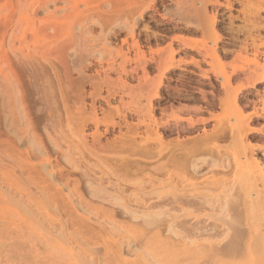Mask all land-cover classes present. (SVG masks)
Masks as SVG:
<instances>
[{
    "label": "rangeland",
    "instance_id": "374dc122",
    "mask_svg": "<svg viewBox=\"0 0 264 264\" xmlns=\"http://www.w3.org/2000/svg\"><path fill=\"white\" fill-rule=\"evenodd\" d=\"M29 1L28 0H26V1H24V0H16V1L15 0H0V54L2 53L1 51L4 50V48L6 50L7 49L6 47H8V48L11 47V42L13 40L16 41V42L14 41L15 46H13V49H15V51H18L15 53H17L18 56L22 52L24 53V54L22 53V55H20L21 57L19 56L20 57V59H19L18 56H14L16 54H14L11 51H8L9 49L6 50V51H8V54H7L8 58L7 59H9L8 60L9 64L6 62L7 64L5 63L4 65L2 64V63H4L2 61V58L4 59L5 56L1 57V55H0V102L2 101L1 102L2 107H1V103H0V170H2V171H0L1 172L0 176L1 175L3 176V174H4V176L5 175L12 176L11 178L15 179L14 181L17 180L16 182H18V183H19V180H23L25 178V177H23V179L22 178L20 179L19 173L21 172L20 170H22V169H19L20 167L18 166L19 165L18 161H20L21 158L24 159L26 152L30 153V150L27 147L28 145L25 143L26 139H27V135H25L24 133L27 134L28 131H32L34 133L35 137L37 139L41 140L42 143H44L43 145H45V147L48 148V151H45V153H44L45 155L42 158L50 160V163H51L50 167L53 168L52 172H54L56 174L55 175L53 173L54 177H55L54 179L56 180L55 183L58 184V182H59L57 180V178L59 176L58 174L66 175V173H67V175H68V172H70L69 175H70L71 179H72V177H73V179L72 180L69 179V181H72V183H73L74 182L73 180L75 179L79 182V186L82 189L81 192L84 194V195L82 194L84 196V201L87 200V201L91 202V200H92V202H91L92 205H94L95 203H96L95 205H101L102 204L101 200L96 201L97 199L95 200L94 198H92V199L88 198L89 195L86 194V193H88V191L84 185V181L86 180V178L83 177V175L79 171H77V172H72L71 170L69 171L70 167L68 168L69 165L67 166L68 163L66 160L64 162V156H66L67 154H69V155L72 154L73 157L75 156L74 157L75 160L80 158L79 155L77 157V155L73 154V152H75L73 150V147L75 144L77 145V144H81L84 142V145H85V143H86V145L88 144V146L86 148L89 147L90 150H93L92 147L98 146V145H96L98 143H95L93 141V138L97 137L96 133L98 132L97 135H99V133L103 134V132H104L103 130H105L106 125H110V122H115V121L118 122L119 121L117 116L114 114L115 113L114 110L111 111V109H113V107L119 106L118 108H120V110H124L123 114L124 115L126 114L125 116L128 118L127 120L129 122H132V121L136 122V119H137L136 117L131 115V113H129V112H128L129 115L127 114V111H129L127 108H129V106H130V109H131V107L137 103L140 104V105H138V104L136 105L138 107L143 106L142 108H144L145 104H146V106H148L147 97H141L142 98L141 99V98H138L137 95L140 93V90L143 89L142 85L144 88L148 87V86H144V84L146 85V82H148L149 85H151L159 79L163 68L166 65L170 64V62H168V60L170 61L172 52L174 53V55H173V61L174 62L173 63L178 67H175L176 69L175 68L170 69L164 73V76L162 78V85L159 88V95L160 96L157 100L153 101V104L156 105L155 106V117H156V119L157 120H163L164 122H165V120H167L169 124L171 123V125L168 124V128L174 129V130L178 129L180 131V135L178 137L175 133H172L173 135L171 134V136L170 135L168 137L166 136V138H168L166 141H170V140L174 141V139H176V138H179V139L181 138L180 140H183V141H185L186 139L187 140H193V138H196V137L199 138L200 136L202 137L204 135V133H207L206 135H208L215 128L217 129V128L221 127L224 129V127H225L226 130L225 129L224 130L226 131V135H227L226 138L227 139L225 138L226 141L225 140L220 141L219 143H217V145L219 147L221 145V151L222 152L224 151V153H226V155L230 154V158L228 161L231 162L232 161L231 155H233L232 152L235 151V153H238L237 152L238 150H236L237 148L233 147L231 144V140H230L229 134H228L229 132H231L230 127H236L237 126L238 122L240 121L237 119H242L239 116L244 117L245 115H249L250 113H253L256 110H257L256 112L261 115V113L264 109V105H263L264 102H262L264 100V95H263L264 83L256 85L255 88L249 89L247 91H243L241 94H239L240 98L238 97V105H239V108L241 109V115H240V113L239 114H237L235 112L232 113V109L229 106L227 107L226 105H224L222 107L221 103L219 102L225 98V94L232 96V95H234V93L237 91V89L239 87L244 86V85L246 86V83L248 84L249 81H251L250 83H252V79L254 78L253 74H255V72H259V73L261 72V67H258L257 64H259V66L264 65V25H263L264 22H262V20L264 21V8H263L264 7V0H252V1L251 0H229V3H231V5H232L230 10L225 9V7H223V6H221V7L215 6L216 2H219V3H222L223 5H226L228 3L226 0H208L209 3L206 5V13L207 14H206V16L205 15L204 16L206 18H209L210 16L213 15L216 17V22L214 23L215 25L213 24V27H214L213 28V27H210V24L208 25L209 22L206 23V21H204L205 20L204 19L202 21L204 23H202V22L201 23L203 24L202 27H204V24H207L205 26H207L208 29L204 28V29H206L205 31H204V29L202 30V27L199 26V25H201V23H200V21H198V17H200L201 15L198 17L196 16V19H194L195 18L194 16L196 15V13H195L196 9H199L198 1L200 2V0H156L155 1L156 4L154 3L155 5L154 4L152 5V3H149V2H151L150 0H140L142 7H146L149 4L151 5V7L144 10L142 19H138L137 25L134 28L135 33L133 32L134 37L129 36L127 34L128 29H127V31L126 30L124 31V29H123V30H120L118 32L113 30L115 28L114 27L115 24L112 25L111 22L113 21V23H115V20L117 19V14L114 11H112L113 9L111 6L114 0H81V1L77 0L78 1L77 3L75 2L76 0H73L74 2L72 0H54L53 2L52 1L49 2V0H38V2H37V0H33L34 2L32 0H29ZM16 2H17V4L19 3L18 7L20 6V9L16 8V6H17ZM12 3H14V4H12ZM45 3H46V5H45ZM75 3L77 4L76 8L72 7V6H74ZM22 4H24V5H22ZM23 6L24 7L26 6V7L24 8ZM259 6L262 7L263 10L257 14L255 10ZM246 9H248V10H246ZM19 10H21V11L19 12ZM252 14H253V16H252ZM10 15L13 17H11ZM182 15H184V16H182ZM6 16H8V17H6ZM188 16L190 19L188 18ZM9 17H11V18H9ZM123 18H121L122 20L118 21L119 23H117L116 25H120V24L122 25V24H129L130 23V20L128 21L127 17H126V19H125V17H123ZM182 18H185V19H182ZM187 19L190 21L188 22ZM200 19L202 20V17H200ZM3 20H5V21H3ZM12 20H14V21H12ZM194 20L195 21L197 20V21L193 22ZM7 21L9 24L7 23ZM46 21L48 23H45ZM101 21H104L103 22L104 24H102ZM106 21H108V22H106ZM186 21L189 24H193V25L189 26ZM207 21H208V19H207ZM3 22L5 23L4 25L7 27H5L2 24ZM10 22H13V24L12 23L10 24ZM14 22H16V23H14ZM126 22H128V23H126ZM48 24H50V25H48ZM194 24H198V27H197V25H194ZM259 24H261L262 29H259L257 27V25H259ZM9 25H11V26L14 25V26L11 27ZM102 25L103 26L106 25V27L104 26V28H103ZM108 28H110V29H108ZM4 29H6V30H4ZM200 29L202 31H204L205 33L202 32ZM43 30H44L45 34H44ZM11 31H12V33H11ZM13 34L16 36H14ZM23 34H25V35H23ZM37 34H38V36H37ZM17 35L19 36V39H18ZM21 35L24 36L23 39H22ZM34 35L36 36L37 40H38L37 37H39L40 41L35 40L36 41L35 43H37V44H35L33 41L35 39ZM63 35H64V37H62ZM10 39H12V41H10ZM17 39L19 41H17ZM124 39L126 40V44L122 45L121 42ZM23 40L26 41L24 44L21 43V41H23ZM134 41H137L139 43V45L141 47L140 51H142V52L144 51L143 53L145 54L144 55L145 60H140L141 62L137 61V55L135 54L136 49L132 48V44ZM214 42H217V43H214ZM187 43L191 47H193V50H191L187 47V46H189ZM20 46H21V48H20ZM128 47H130V48L127 51L126 49H128ZM120 48L123 49L122 50L123 53H126L124 51H127V54H126L124 59L117 57V56H115V54H113V53L117 52L118 49H120ZM214 49H215V51H214ZM257 50H258V52H257ZM4 51H3V53H4ZM212 51H214L215 53H218L216 59L213 58L214 56L208 57V52L211 53ZM9 52H11V53L9 54ZM11 55H13V56H11ZM25 56H26V58H25ZM108 57H109V59H107ZM166 57L167 58L169 57V58L167 59ZM31 58H32V60H31ZM45 59L47 60V62L44 61ZM111 59H112V62H111ZM108 60H109V62H108ZM124 60H128V61L123 62ZM193 60H194V62H193ZM10 61H12V62H10ZM19 61H21V62H19ZM160 61L162 62V64H160ZM35 62H38V63H35ZM49 62L52 64L53 68H51V65ZM156 63L159 65L157 66ZM6 66H8L7 67L8 71L9 70L11 71V73H10L11 77L15 76V75H12V73L14 74V71L16 74V77L12 78V79H11V77L9 78L10 75L8 76L9 81H11V83L13 84L12 86L10 84V88H12V90L15 89V93L17 96V97L15 95L13 97H12V95L9 97L6 96V97L10 98L9 100L7 98H4L5 97L4 96L5 90L3 88V85H4L3 75H2L3 72L1 71V70L6 71L7 70ZM109 66H110V68H109ZM121 66H124L125 72L122 71ZM142 66H143V68H142ZM14 68H15V70H14ZM34 68H36V69H34ZM106 68H108V69H106ZM113 69H115V70H113ZM257 70H259V71H257ZM43 71H45V72H43ZM222 71L228 75L231 74V75H229V84L226 87L227 92L224 91V89L222 88V84L225 83V82H223V81H225V78L220 73ZM233 71L235 73H233ZM9 72H6V73L9 74ZM36 72H38V73H36ZM39 72H41L42 74ZM103 72H105V73H103ZM252 72H254V73L252 74ZM145 73H147V75ZM56 74L59 76L58 78H56L57 77V76H55ZM64 74H65V76H67L66 78L63 76ZM204 74H206L207 77L204 78L203 77ZM44 76H46V77H44ZM248 76L251 78V80H249ZM38 77H40V79ZM105 77H106V79H105ZM48 78H49V80H48ZM15 79H17V80H15ZM36 79H38V80H36ZM43 79L44 80L47 79V81H43ZM59 80H61L60 81L61 83L59 82ZM96 80H98L99 82L106 81V83L108 81L110 83V85H111L110 81H112V83L114 82L110 86V88H112L114 91L116 89V91H117L116 93H118V95L115 93L116 94V95H114L115 97L110 96V99H109V101H110L109 105L111 107L110 109L108 108L109 106L107 107L105 105V103L102 99H98V98L96 99L95 96H94L95 100L92 99L93 98V92L92 91H94V88H95V86H94L92 89V86H93V84L96 85V83L98 82ZM150 80H152V82H150ZM99 82H98V84H100ZM119 82H120V84H119ZM39 83L40 84L42 83V85H40ZM64 84H66V85H64ZM120 85L124 86V88L127 86V88L122 90V87H121V90H120ZM135 86H137V87H135ZM113 87H115V88H113ZM140 87H141V89H140ZM66 88L68 89V91ZM136 88H138V89H136ZM69 89H71V90H69ZM64 90H66V91H64ZM107 90H108L107 88L102 87L101 96L105 95V97H106L107 93H108ZM50 91H52L53 93H49ZM72 91H73V93L74 92L75 93L72 94ZM119 91L120 92L122 91V92L120 93ZM68 92L71 93V96ZM77 92H78V94H76ZM91 92H92V96H89V94L91 95ZM67 93L69 94V96H67L68 95ZM94 93H95V91H94ZM62 94H63V96H62ZM78 95H80V96H78ZM72 96H73V98H72ZM260 96H262V97H260ZM25 97H26V99H25ZM3 98L5 100L7 99V101H9V106L7 105V107H6L8 110L5 109V107L3 106V104H5V106H6V103L8 104L7 101H5L6 103L5 102L3 103ZM12 98H13V100H12ZM14 98H15V101H14ZM122 99H123V101H122ZM19 100H21V104H23V102H24V104L19 106V104H20ZM73 100H75V101H73ZM99 100H101V101H99ZM78 101L81 103H79ZM92 101L95 103L94 108L95 109L97 108L95 111L96 114L93 113V111H92L93 109H92V107H90L93 104V103L91 104ZM62 102L64 103L63 106L65 108L62 106ZM69 102H71V103H69ZM73 102H75L76 104L73 105L72 104ZM97 102H98V104H97ZM155 102H156V104H155ZM50 105H51V107H50ZM76 105H77V107H76ZM122 105H123V107L121 109ZM124 105L127 107L126 109L124 108ZM220 105H221V107H220ZM21 106H22V109H21ZM53 106H55V108ZM67 106H69V107H67ZM71 106H73V107H71ZM99 106H103V107L100 108ZM74 107H76V109ZM13 109H15L18 113L16 115L8 116L9 120H7V128H4V125H3L4 115L3 114L5 113L7 115H10L13 111L15 112V110H13ZM73 109H75V112H77V113H73L74 112ZM5 110L8 113L3 112ZM23 110H24V112H23ZM78 110H79V112H78ZM67 111H68V113L71 112V114L67 113L68 115L65 116ZM164 111H165V113H164ZM20 112H22L21 115L19 114ZM107 112H109V113H107ZM160 112H162V113H160ZM56 113H57V115H56ZM110 113H112V114H110ZM23 114L27 115L26 119H28L27 120L28 122L31 121V122H29L30 123L29 125L24 123L26 119L24 121L22 119H20L21 123L17 124V125H20V126H18V128H17V125L8 126V124H10V122L13 121V118L15 116H18V118H19V116L22 117ZM72 114H73V116H76V117L80 116V118H83V116H84V118L88 117V120L91 118L94 119L96 116L98 121H103V122H105V124L103 122H101L100 126H98V129L96 130V128H93L94 125L92 123H90V121L88 122V124H86V123H84L85 125L81 124L84 120L87 121L84 118L82 119V121L78 119L79 120V121L77 120L78 124L75 123L74 121H76L77 118L75 119L72 116ZM92 114L95 116H93ZM105 115H107V116H105ZM170 115L172 117H174V116H176V117L178 116V118L182 117L184 120H181V121L177 120L176 121ZM67 116L68 117L70 116V119ZM111 117L112 118L115 117V118H113V120H112ZM169 117H171V119H169ZM72 118L74 119V121H72L73 120ZM131 118H132V120H131ZM56 119H58V121ZM65 119H67V120L69 119V125L70 126L68 125L67 120L65 121ZM189 119L194 120L196 122L193 127L188 125ZM202 119H206V123L201 124ZM256 119L257 118H255L249 122L250 126L253 128L255 127L259 130L261 129V130H263V133H264V117H263V119H262V117H261V119H257V120ZM52 121H53V123H52ZM163 121H161V122H163ZM134 122H132V123H134ZM35 123H37V124H35ZM106 123H108V124H106ZM31 124L33 127L31 126ZM91 124L93 125V127ZM221 124H222V126H221ZM25 125H27V127ZM82 125H83V127L81 130L79 127H81ZM180 125H181V128H180ZM54 126L56 127L55 129H54ZM77 128L80 129V132H79V129L77 130ZM161 128L162 129H159V131L166 132L167 126H164ZM4 129L7 130L6 132H7L8 136L5 133ZM69 129L70 130L73 129L71 131L75 134H72V132ZM24 130H28V131L24 132ZM54 130L59 131V132H57V134L55 135ZM94 130L96 132H94ZM111 130H112L111 127H109V131L107 133H105V135L104 134L101 135L102 137H100V141H99L100 145H106L108 143V141H109L108 144H110V142L113 143L115 138H117L120 134H124V132H125V128H122L121 131H118V129H115L112 131ZM21 131L24 133L22 134ZM75 131H77L78 133ZM183 131H184V134H183ZM58 133L59 134L61 133L62 137L64 136L63 137L64 140H66V138L69 137L68 140H66L67 145L64 142H62L63 144L61 143L60 146H62V147H60V149H56V148L52 149L53 146L51 144V141L53 143V141H54L53 139L58 137L57 136ZM82 133H84V134H82ZM92 134L94 136L93 138H92ZM73 135H74V137H73ZM4 136H5V138H4ZM75 136H78L79 138L78 137L75 138ZM6 137H7V139H6ZM16 138H20V139L17 141ZM188 138H190V139H188ZM21 139H25V141L21 140ZM262 139L264 140L263 135H261V136L256 135V137L251 142L253 144H261L262 143L261 145L264 146V141H262ZM12 141L15 142L19 147L14 146V144H11ZM49 141H50V143H49ZM137 141H140V138H138ZM205 142L207 143V141L200 142V143L198 142V145H197L198 147L201 146L203 150L205 149L206 152H204V153L202 150V153L204 155L202 153H200L201 148H198V150L197 149L196 150L200 151V152L195 151L194 155L192 156L193 159L191 158V160H189L188 158H185L187 162L191 163L192 161L194 162L196 160H197V162H200L202 160H207V161L210 160V156H208V155L211 153H216V150L211 149V151H210L209 149L211 148V146L210 147L208 146L210 144L207 145V144H205ZM10 144H11V147H10ZM223 144H224V146H222ZM225 144L227 146H225ZM92 145H94V146H92ZM68 147H72V148H69V149H72V151L68 150ZM222 147H224L225 150L222 149ZM231 150H232V152H231ZM209 151L211 153H208ZM109 153L110 152H107V153L104 152V154H103V152H100V156L106 157L107 159H109L110 155H112L111 153L109 155ZM195 153L197 155V158H199V160L196 158ZM48 154H51V155H49V157H48ZM84 154L86 155L87 153H84ZM198 154H200L201 156ZM4 155H5V157H7V156L9 157L8 159L6 158V161H5ZM107 155L109 157H107ZM86 156H84V157L87 158L88 156L87 157ZM45 157H47V158H45ZM207 157H208V159H206ZM89 158H91V157H88L87 158L88 160L87 159L86 160L88 161V163H91L89 161H92V164H93L94 159L91 158L93 160H91V159L89 160ZM13 159H15V160H13ZM183 159L184 158H182V159L180 158L177 163H179L180 160H183ZM36 160H37V158L32 159V161H33L32 164L37 165V166L40 165L41 161L38 163V161L40 159H38L37 161ZM35 161H36V163H35ZM4 162H6V163H4ZM13 163L16 165H13ZM182 163H183V161H181V164ZM154 164L155 163L152 164V167L155 166ZM183 164H182V166H183ZM185 164L187 165L188 163H185ZM8 165H9V167H7ZM13 166H15V167L13 168ZM54 166H55V168H54ZM11 167L13 169L11 171L8 170V169H11ZM16 167H18V168H16ZM56 167H59V170ZM173 167H171V168L169 167L167 170L169 171L170 175H174V177L172 176V178H173L172 182H174V184H177V187H181L184 184L183 185L180 184V181H179L180 179H179V176L177 174V172L180 173L181 171H177L178 169H175ZM179 167H180V169L182 168L180 165H179ZM15 168H16V170H15ZM201 168H202L200 170L201 176L199 175V176L195 177V179L192 181L193 186H195V188L198 189V190L197 189L196 190L191 189V191L195 190L194 194H197L196 191L199 193V190L201 191L200 188H204V186H206V184L208 182L210 183V180L211 181L213 180L212 177H215V178H219V177L223 178L224 177V179H226V181L228 180L227 181L228 183H231L232 182L231 175L237 171V169H235V170L233 169V171L230 170L231 172H229V173H225V174L220 173L217 176V175H214L212 172L208 171V170H210L209 167L206 168V166H203ZM174 170H176V171H174ZM3 171H4V173H3ZM8 171H9V174H8ZM12 171L15 175L12 173ZM16 171L17 172L19 171V172L17 173ZM5 172H7V174H5ZM62 172H64V173H62ZM151 172L152 171H148V174L144 173V176H142L143 174L137 175V179H135L136 177L135 178L133 177L135 182L133 181L132 183L133 184L136 182L138 183L140 178L143 182L145 180L147 181V179L149 180L151 175H152V179L155 178L157 180V183H156V180H154L155 184H158V182L162 183L163 181L166 182V183L163 182L164 184H162L160 186L158 185L159 188L157 185L155 187L158 191H162L161 193H165V191H163L164 190L163 187H164V185H166L168 183L167 181L170 180L168 178L169 174L167 177L166 174H162L160 176L158 174H155V175L153 173L151 174ZM71 173H73V174H71ZM95 173H97V174H95L96 178L101 176L100 173L97 172V170L95 171ZM16 175H19V177ZM228 175L231 177V178H229L230 182L228 179V177H229ZM6 177H0V194H2V195H0V197H1L0 201L2 200L1 204L4 203L5 204L4 206H6V207H4V210H6V211L5 212L2 211L4 213V217L9 218V216H10L14 222L16 221V223H13L14 226L12 224V225H10L9 228H11L12 232H14L16 230L17 234H18V232H20L19 230L21 227H23L21 229L26 228L28 230L31 229L32 231L30 230L31 231L30 232L27 230L29 233V236L27 235L28 233L26 232V230H22L20 232L19 236H21V234H22V237H27L26 240L25 239L23 240L24 243H26L27 241L30 242V244L27 242L26 243L27 245L25 244V247L23 246L24 243L22 244V240H20V241L18 240L21 243L20 244L21 246L20 245L18 246V245L12 244L13 241H16V240L7 241L9 239L5 240L3 238V241H1V239H0V246L2 245V243L4 244L3 246H1V247H3V249L0 247V264H8L9 262H10L9 264H22L23 260H22V263L20 262L21 257L18 258L15 255L19 252L14 250V246L20 247L21 249L24 247L25 251L22 253H21L20 248H17L20 250V253H19L20 255L25 254L24 258L25 257L27 258L26 254L31 257V254H29V253H32V251H30V249L33 250L32 248H34L36 246H37V248H40V247L43 248L44 247L43 244H41V245H43V247L42 246L38 247L40 245V243L36 244L35 242L37 241V243H38V238H40V239L44 238V234L47 233V231L51 235V238L54 236H55L54 238H56V236L59 233L58 231H64V230L66 231V233L73 231V232L69 233L70 235H72L73 233L76 235L77 234L85 235V236H83L84 238H86V234L88 231L93 232L92 235L95 238H96V236H98V238H99V236H100V235H98L99 233L100 234L102 233L101 234L102 236L105 233H109V234L111 233V231H110V229L112 228L111 225H109L107 222H104L106 218L104 219V217H101L100 215L96 216L95 213H90V215H89V213L86 214V212L84 213V211L81 209H78L79 211L77 213L72 212L70 209V212L72 213V215H71L72 217H71L70 216L71 213L69 214V212H68L69 210H68V208H66L68 215H69V218H71V219L67 218L68 217L67 213L65 214V212H62V213L57 212L58 213L57 214L56 211H54L53 209L52 210L47 209L46 212H43V211L39 212L38 211L40 214L38 212L37 213L33 212L36 215L33 213H31L32 215H30V214L27 215L25 213H22V212H24L23 209H25L26 205L28 208L29 204L25 202L24 198H21L18 195L19 190L16 191V188L13 187L15 183H13V186L11 185L13 190H12V188H10V186H8L11 182H8L7 180H5ZM167 178L169 180H167ZM106 179L107 178L104 177V180H106ZM110 179L113 180L114 184L118 183L116 178H112L110 176V178L108 180H110ZM12 180H10V181H12ZM111 180H110V183H111ZM141 180L139 182L141 183L142 188H145L146 191L151 190L149 188L150 184L143 183V182H141ZM194 181H196V182H194ZM59 184H58L59 186L57 189H59V188L64 189V185H63L64 183L60 181ZM61 185H62V187H61ZM104 185H107V184L104 183ZM147 185H149V186L147 187ZM68 187H71V186H68ZM133 187H134L133 185H129L128 186L129 192L127 191V193H130V192L137 193L138 190H139V192L142 190L141 187H139L141 190L138 187L137 188H133ZM132 189H134V190H132ZM188 189H190V188H188ZM5 191H6V193L8 191V193L7 194L4 193ZM10 192L12 193V195ZM16 192H18V193H16ZM13 193H15V195H13ZM32 193H33V191H32ZM63 193H62L63 196H65L66 194L68 195L69 192H68V190H63ZM26 194L27 193L24 194V192H23L22 196H25ZM33 194L36 197H40V195L37 193V191H34ZM6 195L7 196L10 195V197L13 196L12 199L15 202H13V200H11L9 206H7L8 204L6 203L7 201H5V200L6 199L8 200V198L4 197L5 199H2L3 196H6ZM75 199H76V197L74 198V200ZM21 200L24 203H26V205L24 203L22 204ZM17 202H19L21 205H19V203H17ZM99 202H100V204H99ZM15 203L19 206H17ZM14 204H15V206H14ZM31 204L33 205V203H31ZM22 205H25V207L22 209L19 208V207H22ZM10 206H12V208ZM103 206L106 209H108L111 205L109 206L108 203L103 202ZM111 207L112 208H109V209H113L114 211H117L114 214V215H116L115 218L117 221L125 222V220H127V221L129 220L128 215L122 213L121 210H119L117 208V206H116L117 210L115 209V206H111ZM10 210H12L14 212H12ZM238 210L240 211V210H242V208L239 207ZM178 211L179 210H176V212L172 211V213L168 212L169 214H171V215H169L170 217L167 218L165 216H162V217H160V219L157 218V219H159L158 221L156 218H154L156 220V223L153 224L154 226H152V225L151 226H144L145 224L142 222V220H138L137 222L134 221V224L137 223L136 225L138 226L140 233L136 234L137 237L134 236V239L136 238L135 240L133 239L132 235L128 234V236H131L130 241H129L130 242L129 245L131 247L126 246L125 244H123L124 246L122 245V248H124V251H123L124 252L123 258L125 257L124 260L127 261V259H128V262H131V261L133 262V261H136L138 259L137 258L138 255L140 256L139 253L144 254L145 251L147 250V248L143 249L144 248V247H142L143 244L141 246H139V245H140V241L143 242L145 232L148 233V231L150 229L152 230L153 228H156L157 225H159V224L161 225V223L164 224L165 219L166 220H171V219L177 220L178 217H180V220L184 219L183 221H185L187 223V226H189V227L192 226V228L198 227L195 225H199V227H200L201 224H202L201 227L207 225V227L210 228L213 226V224H217V221H214V220H216L215 217L218 216L216 213H215V215H217V216H214L213 215L214 213L209 214L210 212L208 211L209 213L205 214L206 216H204L203 212L201 213L199 211L201 214L199 212H197V214H195V215H200V216H198L199 218L197 217L194 220V218L189 219V218L183 217L182 216L183 213L178 212ZM46 213H48L49 215ZM205 213H207V210L205 211ZM21 214H22V216H21ZM23 214H25L24 217H23ZM51 216H52V218H51ZM209 216H211V217L209 218ZM53 218H54V220H52ZM78 218H80V219H78ZM169 218H171V219H169ZM258 218H259L258 221H260V223L257 222V224L258 225L260 224L259 227L264 229L263 228L264 227L263 226L264 221L261 222V220H260L262 218L264 219V217H262V218L258 217ZM73 219L75 222L72 221ZM72 222L73 223L78 222L76 224H79L80 226L73 224ZM2 223L0 220V231H1V229L4 230L3 228L6 229L9 226V225H7L8 224L7 221H4L5 224H3V225H2ZM59 223H60V225L63 223V225L60 226ZM69 223H72V225H69ZM82 223H83V226L81 225ZM17 224H18V226H17ZM64 224H66L67 226H72V229H71V227H67V226L64 227ZM104 224H106V225H104ZM140 224H141V226H140ZM242 225H241L242 228L237 227L238 230L237 229H235V230H237V231L245 230V225H243L244 227ZM105 226H107V227H105ZM142 226H144L143 227L144 229L142 228ZM27 227H29V228H27ZM62 227H63V229H62ZM145 227L147 228V230ZM148 227L150 228L149 230H148ZM14 228H16V229L14 230ZM17 229H18V231H17ZM36 230H39V232H37ZM52 230L54 231V233ZM95 230H97L98 233ZM141 230L144 231V234H143V232H141ZM40 231H41V234H40ZM22 232H25V234L26 233L27 234L25 236H23L24 234ZM33 232H36V233L33 235ZM43 232H44V234H43ZM96 233H97V235H96ZM141 233L143 236L140 235ZM49 234H46L49 236L48 238H50ZM88 234H90V233H88ZM30 237L34 238V240L36 238L37 240L33 241ZM98 238H97V240H98ZM113 238L115 241L119 240V238L117 236L116 237L114 236ZM102 239H103V237H102ZM44 240H45V238H44ZM58 240L59 239L56 238V241L58 242V244H60V245L63 244V247L66 246L65 248L72 249L73 252L70 251L71 256H74L77 254V256H74V257H79L81 255L80 257H84V259L87 260L88 262L89 261L91 262L94 259V262L97 263L98 261H100V259L103 258L102 255H104V256L106 255L105 258H107L110 255V253L107 251L108 249L105 250L106 249L105 242L103 241L104 242L103 243L101 239H100L101 240L100 243L98 241L99 246H98V244L95 246L90 245L89 248L83 246L85 249L78 248L79 246L77 244L70 243L69 240L67 241V244H64L61 240H59V241ZM137 240H139V241H137ZM18 241L14 242V243L17 244ZM31 241H32V243H31ZM225 241L223 240L221 243H223ZM5 244L8 246H6ZM9 246L13 250H11V248ZM4 247L7 249H4ZM238 247L236 250H239L241 246L239 247V249H238ZM98 248H99V250H98ZM103 248H104L105 252L103 251ZM86 249L88 252L90 251V253L92 255H90V253H86L87 256H85L86 254H82L83 250L86 251ZM8 251H10V252L15 251V253H12V254H14V256H16L18 259H15L16 257L15 258L12 257V254H10ZM22 251H23V249H22ZM6 252H7V254H6ZM133 252L134 253L136 252L135 254L136 255L138 254V255L136 256L135 254H133ZM7 256L10 259L13 258L14 260L9 261ZM4 257H6V259H4ZM30 257H28L27 259L30 260L31 262L29 263V261L26 260V258H25L27 263H25L26 262L25 261L23 264H31L32 260ZM149 257H150L149 255L146 256V259L148 258L147 259L148 261H150L152 259V257H151V259ZM39 260L37 259V261H39ZM42 261H44V260H42ZM151 261H150V263H151ZM68 264H71V263H68ZM202 264H206V263H202Z\"/></svg>",
    "mask_w": 264,
    "mask_h": 264
},
{
    "label": "bare ground",
    "instance_id": "6f19581e",
    "mask_svg": "<svg viewBox=\"0 0 264 264\" xmlns=\"http://www.w3.org/2000/svg\"><path fill=\"white\" fill-rule=\"evenodd\" d=\"M16 1V0H15ZM26 1V0H24ZM29 1V0H28ZM33 1V0H32ZM50 1H54V0H49ZM73 1V0H72ZM81 1V0H79ZM151 2L149 3H152V5L155 3L156 0H150ZM228 3L226 5H223L222 3H219V2H216L215 6H223L225 7V9H228L230 10L232 5L231 3H229V0H226ZM252 1V0H251ZM5 2V1H4ZM11 2V1H10ZM30 2V1H29ZM34 2V1H33ZM38 2V0H37ZM48 2V3H49ZM56 2V1H55ZM74 2V1H73ZM76 3L78 2L77 0L75 1ZM244 2V1H243ZM250 2V1H249ZM25 3V2H24ZM75 3V4H76ZM198 5H199V9H196V15L194 16L196 19V16H200L202 17V20L200 19V17H198V21H200V23L204 20L208 23V25L210 24V27H213V24L216 22V17L215 16H210L209 18H206V5L209 3L208 0H200V2L198 1ZM260 3V2H259ZM11 4V3H10ZM14 4V3H12ZM17 4V2H16ZM65 4V3H64ZM72 7L76 8L77 4ZM156 4V3H155ZM154 4V5H155ZM19 3L17 4L16 8H19L20 9V6L18 7ZM21 5V4H20ZM24 5V4H22ZM41 5V4H40ZM46 5V3H45ZM66 5V4H65ZM248 5V4H247ZM112 11H114L116 14H117V19L115 20V23H113V21L111 22L112 25L115 24V28L113 30H115L116 32L120 31V30H123L124 31L128 29V35L129 36H133V34L135 33L134 32V28L136 27L137 25V22H138V19H142L143 18V13H144V10L145 9H148L151 7V5L149 4L148 6L146 7H142L141 6V3H140V0H114L113 3H112ZM209 6V5H208ZM253 6V5H252ZM24 7V6H23ZM26 7V6H25ZM24 7V8H25ZM243 7V6H242ZM255 7V6H254ZM156 8V7H155ZM178 8V7H177ZM264 8V7H263ZM39 9V8H38ZM181 9V8H180ZM244 9V8H243ZM22 10V9H21ZM19 10V12L21 11ZM248 10V9H246ZM262 7H258L256 8V13L258 14L260 11H262ZM12 11V10H11ZM16 11V10H15ZM23 11V10H22ZM154 11V10H153ZM180 11V10H179ZM254 11V12H255ZM194 13V14H195ZM154 15V14H153ZM185 15V14H184ZM182 15V16H184ZM205 15V16H204ZM246 15V14H245ZM256 15V14H255ZM11 16V15H10ZM15 16V15H14ZM111 16V15H110ZM247 16V15H246ZM253 16V14H252ZM258 16V15H257ZM8 17V16H6ZM13 17V16H11ZM9 17V18H11ZM127 17L128 21L130 20V23L129 24H120V25H116L117 23H119L118 21H121L123 18ZM145 17V16H144ZM181 17V16H180ZM179 17V18H180ZM16 18V17H15ZM174 18V17H173ZM177 18V17H176ZM186 18V17H185ZM185 18H182V19H185ZM189 18V16H188ZM124 19V18H123ZM190 19V18H189ZM208 19V21H207ZM229 19V18H228ZM7 20V19H6ZM5 21V20H3ZM11 21V20H10ZM14 21V20H12ZM16 21V20H15ZM126 21V20H125ZM183 21V20H182ZM187 21L189 22L190 20L187 19ZM186 21V22H187ZM197 21V20H196ZM195 20L193 22H196ZM102 24H104L103 22L104 21H101ZM100 22V23H101ZM108 22V21H106ZM187 22V23H188ZM262 22H264L262 20ZM8 23V21H7ZM6 23V24H7ZM13 24V22H10V24ZM16 23V22H14ZM45 23H48L47 21ZM110 23V22H109ZM128 23V22H126ZM199 23V22H198ZM204 23V22H202ZM201 23V25H199L200 27L203 26V24ZM3 25L5 24L4 22L2 23ZM9 24V23H8ZM40 24V23H39ZM42 24V23H41ZM55 24V23H54ZM231 24V23H230ZM18 25V24H17ZM50 25V24H48ZM101 25V24H100ZM188 25H193V24H189ZM194 25H197L198 27V24H194ZM207 24H204V27H202V30L204 28L208 29L207 26H205ZM215 25V24H214ZM264 25V24H263ZM5 26V25H4ZM11 26V25H9ZM14 25H12L11 27H13ZM54 26V25H53ZM52 26V27H53ZM103 26V25H102ZM106 27V25H104ZM103 26V28H104ZM111 26V25H110ZM7 27V26H5ZM50 27V26H49ZM108 27V26H107ZM199 27V28H200ZM209 27V26H208ZM257 27L259 29H262L261 27V24L257 25ZM214 28V27H213ZM3 29V28H2ZM15 29V28H14ZM13 29V30H14ZM41 29V28H40ZM46 29V28H45ZM52 29V28H51ZM107 29V28H106ZM110 29V28H108ZM204 29V31L206 30ZM210 29V28H209ZM249 29V28H248ZM247 29V30H248ZM6 30V29H4ZM17 30V29H16ZM201 30V29H200ZM201 30V31H202ZM108 31V30H107ZM202 31V32H204ZM209 31V30H208ZM211 31V30H210ZM44 32V30H43ZM134 32V33H133ZM250 32V31H249ZM12 33V31H11ZM37 33V32H36ZM35 33V34H36ZM205 33V32H204ZM203 33V34H204ZM45 34V32H44ZM118 34V33H117ZM14 35V34H13ZM20 35V34H19ZM25 35V34H23ZM16 36V35H14ZM22 36V35H21ZM35 36V35H34ZM38 36V34H37ZM252 36V35H251ZM18 39H19V36L17 35ZM24 36H22V39H23ZM60 37V36H59ZM64 37V35L62 36ZM134 37V36H133ZM35 39L33 40L34 43L36 42L35 40L36 39V36L34 37ZM38 40L37 41H40L39 40V37H37ZM17 39V41H19ZM10 41H12V39H10ZM14 41L13 40L11 42V47L8 48L6 47L8 51H11L13 52L14 56H18L17 53L15 52H18V51H15V49H13V46H15L14 44ZM179 41V40H178ZM186 41V40H185ZM16 42V41H15ZM26 41L23 40L21 41V43H25ZM43 42V41H42ZM105 42V41H104ZM182 43V42H181ZM214 43H217V42H214ZM37 44V43H35ZM122 45L126 44V40H122L121 42ZM188 44V43H187ZM8 45V44H7ZM20 45V44H19ZM39 45V44H38ZM184 45V44H183ZM186 45V44H185ZM189 45V44H188ZM214 45V44H213ZM253 45V44H252ZM10 46V45H9ZM106 46V45H105ZM215 46V45H214ZM23 47V46H22ZM189 49L193 50V47H191L190 45L187 46ZM21 48V46H20ZM19 48V49H20ZM130 47H128V49H126L127 51L129 50ZM132 48H135L136 49V55H137V61H140V60H145V54L140 51L141 47L139 45V43L137 41H134L133 44H132ZM199 49V48H198ZM257 49V48H256ZM5 50V48H4ZM2 50L1 52V57L5 56V58L3 59L2 58V61L4 63H2L3 65L7 62L8 63V60L7 59L8 57V51H4ZM14 50V51H13ZM18 50V49H17ZM22 50V49H21ZM123 49H118L117 52L113 53L115 54V56L117 57H120V58H125L126 54H127V51H124L126 53H123L122 52ZM197 50V49H196ZM245 50V49H244ZM4 51V53H3ZM116 51V50H115ZM215 51V49H214ZM214 51H212L211 53L208 52V57L210 56H214L213 58L216 59L217 57V54L218 53H215ZM9 52V54L11 53ZM29 52V51H28ZM62 52V51H61ZM161 52V51H160ZM256 52V51H255ZM258 52V50H257ZM256 52V53H257ZM12 53V54H13ZM23 53V52H22ZM22 53L20 55H22ZM35 53V52H34ZM37 53V52H36ZM210 53V54H209ZM3 54V55H2ZM24 54V53H23ZM207 54V53H206ZM205 54V55H206ZM19 55V56H20ZM62 55V54H61ZM173 55L174 53L172 52L171 54V59L170 61L168 60V62H170L169 65H164L165 67L163 68L162 70V73L160 74V77L159 79L154 82L153 84L149 85L148 82H146V85L144 84V86H148L146 88L143 87L142 85V88L140 87V93L137 95L138 98H141V97H147V100H148V106H146L145 104V107L142 108V107H138L136 106L137 104H135L134 106L131 107L130 109V106L129 108H127L125 105H124V108L128 109L129 111H127V114L128 112L131 113V115H133L134 117H136V122L132 123V122H129L127 119V117L123 114L124 110H120V108L118 107H113V109H111V111L114 110V114L117 116V118L119 119V121H115V122H110V125H106L105 127V130H103V134L105 135V133H107L109 131V127H111L112 130H115V129H118V131H121L122 128H125V132L124 134H120L117 138H115L114 142L110 144L109 141L106 145H100L99 144V141H100V137H102L101 135H103L102 133L99 135H97L96 133V136L95 138H93V134H92V138H93V141L95 143H98L96 145V147H92L93 150H90L89 147L86 148L88 146V144L84 145V142L81 143V144H75L74 147H73V150L75 152H73L74 155H78L80 156L79 159H76L75 160V156L73 157V155H69L67 154L66 156H64V162L65 160L67 161V166L68 168L70 167L69 171L71 170L72 172H77L79 171L83 177L86 178V180L84 181V185H85V188L87 189L88 194V198L92 199L94 198L96 201L98 200H101L102 204L101 205H92L91 202L89 201H84V194L81 192V188L79 186V182L77 180H73L74 182L72 183V181H69L73 179H71L69 173L68 172V175L66 173V175L62 174H58V178L57 180L60 182H63L64 184V189L63 188H58V186L60 185L59 182L58 184L55 183V177H54V172H52V169L50 166H51V163H50V160L48 159H43L42 157H44V153L45 151H48V148L45 147V145H43L44 143H42L41 140L37 139L34 135V133L32 131H28V130H24V132H27L28 133H24L21 131V133L27 135V139H26V144L28 145L27 147L29 148L30 150V153L26 152L25 154V157L24 159L21 158L20 161H17L19 162L17 165L20 167L19 169H22L20 170L21 172L19 173L20 175V179L23 177H25L23 180H19V183L14 181L15 179L11 178L12 176H9V175H5L3 174V176L1 175L0 177H6L5 180H7L8 182H11L8 186L11 187V185L13 186V183L14 184V188H16V191L19 190V196L21 198H24L25 199V202L28 203V208H27V205L26 203H24L22 200V204L24 203L26 205H22V207H19V208H24L22 213H25V214H30L32 215L31 213L33 212H40V211H43V212H46L47 209H50V210H54L56 211V213L60 212H65V214L67 213L68 215V212L69 214L71 213L70 212V209L72 212H78L79 210L78 209H81L84 211V213L86 212L89 213H95L96 216L100 215L101 217H104L105 221L104 222H107L109 225H111V233H105L103 236L99 233L98 236L93 237L92 233L93 232H90V231H86L87 234L90 233V234H86V238H84L83 236L85 235H79V234H72L70 235L69 233L73 232H67L64 230V231H58V235L56 236V238H58L59 240H61L64 244H67V241L69 240L70 243H74V244H77L79 247L78 248H82V249H85L83 246L89 248L90 245L92 246H95L98 244V241L100 243V241L102 240V242L104 241L105 242V247L110 255L105 258L104 255L103 256V260L100 259V261H96L97 263L94 262V259L90 262H88L87 260L84 259V257H74V256H77L74 255V256H71L70 254V251H72V249H68V248H65L63 247V244L60 245L58 244V242L56 241V238L52 237L51 238V235L48 233H45L43 232L44 234V238H38V243L37 241L35 242L36 244H39L40 246L44 247L43 248H37L34 247L32 248L33 250L30 249V251H32V253H29L31 254V260H32V263L33 264H68V263H71V264H202V263H206V264H264V229L260 228L259 225L257 224L260 223L259 218H262L264 217V146L261 145V144H253L251 141L256 137V135H263L264 136V133H263V130H259L257 128H253L250 126V121H252L253 119L257 118V119H263L264 117V109L260 114H258L256 111L253 112V113H250L249 115H245L244 117L242 116H239L241 117L242 119H237V120H240L237 124L236 127H230L231 128V132H229V138L231 140V144L233 147L237 148L236 150H238L237 152L238 153H235V151L231 152L233 153V155H231V162L228 161L229 158H230V154H227L224 153V151L222 152L221 151V145L220 147L217 145V143H219L220 141H226V129L224 127L223 128H215L211 131V133H209L208 135H206L207 133H204V135L199 138H193V140H180L179 138H176L174 139V141L170 140V141H166L168 138H166V136L168 137L169 135L171 136L172 133H175L177 135V137L180 135V131L178 129L174 130V129H170L168 128V121L165 120V122L163 120H157L156 117H155V106L153 104V101L157 100L159 98V88L161 87L162 85V78L164 76V73L167 72L168 70L170 69H173L175 67H178L176 66L173 62ZM13 56V55H11ZM18 56V58L20 59V57ZM38 56V55H37ZM129 56V55H128ZM113 57V56H112ZM116 57V58H117ZM161 57V56H160ZM219 57V56H218ZM10 58V57H9ZM26 58V56H25ZM106 58V57H105ZM130 58V57H129ZM167 58V57H166ZM169 58V57H168ZM167 58V59H168ZM30 59V58H29ZM37 59V58H36ZM41 59V58H40ZM109 59V57L107 58ZM162 59V58H161ZM218 59V58H217ZM12 60V59H11ZM24 60V59H23ZM32 60V58H31ZM130 60V59H129ZM175 60V59H174ZM18 61V60H17ZM44 61L47 62V60L45 59ZM50 61V60H49ZM59 61V60H58ZM125 61H128V60H124L123 62ZM192 61V60H191ZM12 62V61H10ZM21 62V61H19ZM23 62V61H22ZM109 62V60H108ZM107 62V63H108ZM111 62H112V59H111ZM141 62V61H140ZM148 62V61H147ZM151 62V61H150ZM194 62V60H193ZM6 63V64H7ZM35 63H38V62H35ZM50 63V62H49ZM103 63V62H102ZM145 63V62H144ZM164 63V62H163ZM9 64V63H8ZM29 64V63H28ZM125 64V63H124ZM143 64V63H142ZM147 64V63H146ZM160 64H162V62L160 61ZM197 64V63H196ZM195 64V65H196ZM24 65V64H23ZM51 65V68L52 67V64L50 63ZM145 65V64H144ZM143 65V66H144ZM156 65L158 66L159 64L156 63ZM258 67H261V72H255V74H253L254 72H252V74L254 75V78L252 79V83H250L251 81H249V83L247 84L246 83V86H241L237 89V91L234 93V95L232 96H229V95H226L225 94V98L221 101H219L222 105V107L224 105H226L227 107L229 106L231 109H232V113H237L241 115V109L239 108V105H238V97H239V94H241L243 91H247L249 89H253L255 88L256 85H259V84H263L264 83V65L262 66H259V64H257ZM40 66V65H39ZM106 66V65H105ZM142 66V68H143ZM8 66H6V71L4 70H1L3 72V88L5 90L4 92V98H7L8 100L10 98H8L9 96L12 95V97L15 95L16 96V93H15V89L12 90V88H10V84L11 86L13 85L11 83V81H9V78L11 77V71L9 72L8 71ZM118 67V66H117ZM122 67V71L125 72V69H124V66H121ZM138 67V66H137ZM145 67V66H144ZM161 67V66H160ZM25 68V67H24ZM29 68V67H28ZM102 68V67H101ZM110 68V66H109ZM113 68V67H112ZM158 68V67H157ZM36 69V68H34ZM105 69V68H104ZM108 69V68H106ZM118 69V68H117ZM162 69V68H161ZM176 69V68H175ZM260 69V68H259ZM15 70V68H14ZM32 70V69H31ZM30 70V71H31ZM67 70V69H66ZM115 70V69H113ZM112 70V71H113ZM136 70V69H135ZM38 71V70H37ZM109 71V70H108ZM107 71V72H108ZM121 71V70H120ZM138 71V70H137ZM259 71V70H257ZM6 72H9L6 73ZM45 72V71H43ZM53 72V71H52ZM117 72V71H116ZM38 73V72H36ZM41 73V72H39ZM56 73V72H55ZM66 73V72H65ZM105 73V72H103ZM159 73V72H158ZM206 73V72H205ZM221 75L225 78V83L222 84V88L224 89V91H226V87L227 85L229 84V75L231 74H226L225 72H220ZM233 73H235L233 71ZM33 74V73H32ZM31 74V75H32ZM42 74V73H41ZM40 74V75H41ZM44 74V73H43ZM67 74V73H66ZM97 74V73H96ZM125 74V73H124ZM147 75V73H145ZM207 74V73H206ZM206 74L203 75V77H207ZM10 75V76H9ZM12 75H15V76H12V78H15L16 77V74H15V71H14V74L12 73ZM34 75V74H33ZM38 75V74H37ZM54 75V74H53ZM252 75V76H253ZM9 76V78H8ZM39 76V75H38ZM55 76H57L56 78H58L59 76L56 74ZM65 78L67 76H65V74L63 75ZM106 76V75H105ZM251 76V77H252ZM37 77V76H36ZM46 77V76H44ZM62 77V76H61ZM249 77V76H248ZM40 79V77H38ZM135 78V77H134ZM91 79V78H90ZM93 79V78H92ZM106 79V77H105ZM17 80V79H15ZM38 80V79H36ZM49 80V78H48ZM249 80H251V78L249 77ZM31 81V80H30ZM43 81H47L43 79ZM42 81V82H43ZM61 80H59L60 82ZM98 81V80H96ZM122 81V80H121ZM248 81V80H247ZM246 81V82H247ZM17 82V81H16ZM41 82V81H40ZM93 82V81H92ZM99 82V81H98ZM98 82L95 84H93L92 86V89L93 87L95 86L94 88V91L93 92V98L94 96L96 97V99H102L105 103V105L110 109V96L112 97H115L114 95H118V93H116V89L115 91L110 88V86L114 83L111 82V85L110 83L107 81H104V82H99L100 84H98ZM127 82V81H126ZM150 82H152V80H150ZM61 83V82H60ZM90 83V82H89ZM122 83V82H121ZM148 83V84H147ZM31 84V83H30ZM40 84V83H39ZM44 84V83H43ZM63 84V83H62ZM120 84V82H119ZM141 84V83H140ZM18 85V84H17ZM32 85V84H31ZM42 85V83L40 84ZM49 85V84H48ZM66 85V84H64ZM63 85V86H64ZM98 85V86H97ZM104 85V86H103ZM123 85V84H122ZM97 86V87H96ZM114 86V85H113ZM126 86V85H125ZM49 87V86H48ZM102 87L104 88H107V96L105 97L104 96H101V89ZM117 87V86H116ZM121 87H122V90L123 89H126L127 86L124 88V86H121L120 85V90H121ZM133 87V86H132ZM137 87V86H135ZM44 88V87H43ZM115 88V87H113ZM119 88V87H118ZM35 89V88H34ZM67 89V88H66ZM138 89V88H136ZM51 90V89H50ZM71 90V89H69ZM133 90V89H132ZM66 91V90H64ZM68 91V89H67ZM75 91V90H74ZM127 91V90H126ZM125 91V92H126ZM36 92V91H35ZM45 92V91H44ZM76 92V91H75ZM74 92V93H75ZM92 92H91V95L89 94V96H92ZM120 92V91H119ZM122 92V91H121ZM120 92V93H121ZM124 92V91H123ZM139 92V91H138ZM227 92V91H226ZM24 93V92H23ZM49 93H53L52 91H50ZM66 93V92H65ZM64 93V94H65ZM71 96V93L68 92ZM67 93V94H68ZM73 91H72V94H74ZM116 93V94H115ZM137 93V92H136ZM69 94L67 96H69ZM78 94V92L76 93ZM84 94V93H83ZM126 94V93H125ZM60 95V94H59ZM264 95V93H263ZM262 95V96H263ZM8 96V97H6ZM48 96V95H47ZM55 96V95H54ZM63 96V94H62ZM61 96V97H62ZM65 96V95H64ZM80 96V95H78ZM122 96V95H121ZM136 96V97H137ZM260 96V97H262ZM17 97V96H16ZM23 97V96H22ZM111 97V98H112ZM259 97V98H260ZM3 98V103L5 101H7V99L5 100ZM67 98V97H66ZM65 98V99H66ZM71 98V97H70ZM73 98V96H72ZM240 98V97H239ZM26 99V97H25ZM48 99V98H47ZM120 99V98H119ZM142 99V98H141ZM13 100V98H12ZM28 100V99H27ZM50 100V99H49ZM59 100V99H58ZM69 100V99H68ZM93 100V101H94ZM138 100V99H137ZM146 100V101H147ZM11 101V100H10ZM14 101H15V98H14ZM23 101V100H22ZM30 101V100H29ZM28 101V102H29ZM61 101V100H60ZM75 101V100H73ZM77 101V100H76ZM80 101V100H79ZM78 101V102H79ZM91 102L92 106V111L94 114H96V109L94 108V102ZM98 101V100H97ZM101 101V100H99ZM123 101V99H122ZM135 101V100H134ZM262 101V100H261ZM2 102V101H1ZM0 102V103H1ZM8 104L6 103V106L5 104H3V106L5 107V109H7V105L9 106V101H7ZM12 102V101H11ZM20 105H23L21 104V100H19ZM54 102V101H53ZM65 102V101H64ZM77 102V103H78ZM157 102V101H156ZM155 102V104H156ZM264 102V100L262 101ZM16 103V102H15ZM61 103V102H60ZM71 103V102H69ZM68 103V104H69ZM81 103V102H79ZM58 104V103H57ZM56 104V105H57ZM63 102H62V106H63ZM73 105L76 104L75 102L72 103ZM98 104V102H97ZM28 105V104H27ZM79 105V104H78ZM101 105V104H100ZM140 105V104H138ZM220 105V107H221ZM264 105V103H263ZM25 106V105H24ZM66 106V105H65ZM112 106V105H111ZM1 107H2V103H1ZM51 107V105H50ZM55 108V106H53ZM52 107V108H53ZM64 107V106H63ZM69 107V106H67ZM66 107V108H67ZM73 107V106H71ZM77 107V105H76ZM76 107H74L76 109ZM89 107V108H90ZM97 107V106H96ZM100 108L103 107V106H99ZM98 107V108H99ZM123 105L121 106V109H122ZM15 108V107H14ZM29 108V107H28ZM65 108V107H64ZM123 108V109H124ZM164 108V107H163ZM225 108V107H224ZM2 109V108H1ZM16 109V108H15ZM13 109V110H15ZM21 109H22V106H21ZM72 109V108H71ZM75 109H73V113H77L75 112ZM78 109V108H77ZM157 109V108H156ZM161 109V108H160ZM8 110V109H7ZM51 110V109H50ZM67 110V109H66ZM172 110V109H171ZM2 111V110H1ZM27 111V110H26ZM69 111V110H68ZM68 111L66 112L65 116L68 115L69 113L71 114V112L68 113ZM71 111V110H70ZM98 111V110H97ZM110 111V110H109ZM3 112H7L6 110L3 111ZM2 112V113H3ZM24 112V110H23ZM28 112V111H27ZM57 112V111H56ZM79 112V110H78ZM91 112V111H90ZM163 112V111H162ZM160 112V113H162ZM172 112V111H171ZM170 112V113H171ZM8 113V112H7ZM18 112L15 110V112L13 111L10 115H7V114H3L4 115V128H7V120H9L8 116H11V115H16ZM22 112H20L19 114L21 115ZM68 113V114H67ZM84 113V112H83ZM89 113V112H88ZM109 113V112H107ZM165 113V111H164ZM87 114V113H86ZM85 114V115H86ZM106 114V113H105ZM112 114V113H110ZM7 115V116H6ZM57 115V113H56ZM76 115V114H75ZM89 115V114H88ZM93 115V114H92ZM129 115V114H128ZM161 115V114H160ZM172 115V114H171ZM170 115V116H171ZM73 116V114H72ZM95 116V115H93ZM107 116V115H105ZM113 116V115H112ZM16 117V118H15ZM13 118V121L10 122V124H8V126H13V125H17V124H20L21 120L22 119L23 121L27 118V115L26 114H23L22 117L19 116H15ZM21 117V118H20ZM54 117V116H53ZM52 117V118H53ZM68 117V116H67ZM76 121H74V119L72 121H74L75 123L78 124L77 120H81L84 118H80V116H73ZM79 117V118H78ZM104 117V116H103ZM172 117V116H171ZM171 117H169V119H171ZM238 117V116H237ZM18 118V119H17ZM70 119V116L68 117ZM90 118V117H89ZM96 118V116H95ZM89 119L88 120V117L87 118H84L86 119L87 121H83L81 124L85 125L84 123L88 124V122L90 121V123H92L94 125H92L93 128H96V130L98 129V126H100L101 122L103 121H98L97 118L96 119ZM107 118V117H106ZM112 118V117H111ZM115 118V117H113ZM112 118V120H113ZM116 118V119H117ZM162 118V117H161ZM174 120H184L182 117L178 118V116H174L172 117ZM69 119H65V121L67 120L68 122V125H69ZM109 119V118H108ZM208 119V118H207ZM256 119V120H257ZM28 119L25 120L24 123H26L27 125H29L31 121H27ZM30 120V119H29ZM32 120V119H31ZM58 121V119H56ZM70 120V121H71ZM78 120V121H79ZM106 120V119H105ZM111 120V119H110ZM132 120V118H131ZM55 121V120H54ZM163 121V122H161ZM189 121V126L193 127L195 125V121L194 120H188ZM199 121V120H198ZM2 122V121H1ZM34 122V121H33ZM236 122V123H237ZM53 123V121H52ZM55 123V122H54ZM105 124V122H103ZM204 124L206 123V119H202L201 120V124ZM2 124V123H1ZM37 124V123H35ZM56 124V123H55ZM74 124V123H73ZM80 124V125H81ZM108 124V123H106ZM198 124V123H197ZM23 125V124H22ZM27 125H25L27 127ZM53 125V124H52ZM67 125V126H68ZM79 127L81 130H82V127ZM171 125V123L169 124ZM236 125V124H235ZM18 126L20 125H17V128ZM24 126V125H23ZM32 126V124H31ZM30 126V127H31ZM70 126V125H69ZM68 126V127H69ZM72 126V125H71ZM79 126V125H78ZM77 126V127H78ZM164 126H167V130L166 132H161L159 131V129H162L161 127H164ZM176 126V125H175ZM222 126V124H221ZM29 127V126H28ZM33 127V126H32ZM227 127V126H226ZM56 127L54 126V129ZM70 128V127H69ZM77 128V130L79 129ZM180 128H181V125H180ZM80 129H79V132H80ZM5 130V129H4ZM70 130V129H69ZM73 130V129H71ZM70 130V131H71ZM91 130V129H90ZM111 130V131H112ZM7 130H5V133L7 134L6 132ZM52 131V130H51ZM54 130V133L55 135L57 134V132L59 131H56ZM163 131V130H162ZM186 131V130H185ZM229 131V130H228ZM72 132V131H71ZM77 132V131H75ZM93 132V131H92ZM94 132H96L94 130ZM101 132V131H100ZM190 132V131H189ZM3 133V132H2ZM37 133V132H36ZM46 133V132H45ZM78 133V132H77ZM182 133V132H181ZM72 134H75L72 132ZM84 134V133H82ZM95 134V133H94ZM183 134H184V131H183ZM5 135V134H4ZM24 135V136H25ZM47 135V134H46ZM79 135V134H78ZM173 135V134H172ZM189 135V134H188ZM8 136V134H7ZM21 136V135H20ZM37 136V135H36ZM58 137H54L55 139H53V143L51 141V144H52V149L56 148V149H60V146L62 142H64L66 145V140H68L69 137L66 138V140H64V136L62 137L61 136V133L57 135ZM251 136V137H250ZM74 137V135H73ZM78 137V136H75V138ZM82 137V136H81ZM5 138V136H4ZM22 138V137H21ZM24 138V137H23ZM79 138V137H78ZM140 138V141H137V139ZM166 138V139H165ZM183 138V137H182ZM226 138V139H225ZM262 138V137H261ZM7 139V137H6ZM10 139V138H9ZM20 138H16V140L18 141ZM25 139H21V140H24ZM81 139V138H80ZM190 139V138H188ZM82 140V139H81ZM80 140V141H81ZM23 141V142H24ZM49 141V143H50ZM73 141V140H72ZM84 141V140H83ZM106 141V140H105ZM204 141H207V143L205 142V144H210L208 145L209 147L211 146V148L209 149L211 151L212 150H216V153H211L210 151L208 153H211L209 154L208 156H210V160H202L200 162H197L196 161H192L191 163L187 162L185 158H188L189 160H191V158L193 159V155H194V152L198 150V148H201V152L200 151H197V152H200L202 153V147H198V142H204ZM262 141H264L262 139ZM69 142V141H68ZM77 142V141H76ZM75 142V143H76ZM82 142V141H81ZM92 142V141H91ZM10 143V142H9ZM24 143V144H25ZM73 143V142H72ZM11 144H14V146H17L19 147L15 142L12 141ZM11 144H10V147H11ZM50 144V145H51ZM63 144V143H62ZM64 144V145H65ZM70 144V143H69ZM68 144V145H69ZM95 145V144H94ZM92 145V146H94ZM3 146V145H2ZM91 146V145H90ZM224 146V144L222 145ZM225 146H227L225 144ZM208 147V148H209ZM26 148V147H25ZM67 148V147H66ZM69 148H72V147H68V150H71L72 149H69ZM227 148V147H226ZM197 149V150H196ZM222 149L225 150L224 147H222ZM228 149V148H227ZM62 150V149H61ZM56 151V150H55ZM70 151V152H71ZM66 152V151H65ZM100 152H104L107 153V152H110L112 155H110V158L107 159L106 157H102L100 156ZM206 152L205 149L203 150V153ZM214 152V151H213ZM227 152V151H226ZM84 153H87L86 155L88 157H91L89 158V160H93L94 163L92 164V161H89L91 163H88V157L84 154ZM202 153V154H203ZM14 154V153H13ZM16 154V153H15ZM58 154V153H57ZM102 154V153H101ZM206 154V153H205ZM49 155L51 154H48V157ZM61 155V154H60ZM86 156L87 158H85L84 156ZM196 155V153H195ZM200 155V154H198ZM204 155V154H203ZM201 156V155H200ZM5 157V155H4ZM19 157V156H18ZM23 157V156H22ZM76 157V158H77ZM107 157H109L107 155ZM6 158L8 159L9 157H5V161H6ZM40 159L38 161V163L41 161V164L40 165H33L32 164V159ZM47 158V157H45ZM59 158V157H58ZM182 159L184 158L183 160H180L179 163L178 160L179 159ZM196 158H197V155H196ZM201 158V157H200ZM87 159V160H86ZM195 159V158H194ZM199 160V158H197ZM208 159V157L206 158ZM15 160V159H13ZM36 160V161H37ZM201 160V159H200ZM16 161V162H17ZM35 161V163H36ZM181 161H183V166L181 164ZM6 163V162H4ZM15 163V162H14ZM13 165H16L14 164ZM37 163V164H38ZM155 163L152 167V164ZM185 163H188L187 165ZM10 165V164H9ZM9 165L7 167H9ZM175 165V166H174ZM178 165V166H177ZM179 165L182 167L181 170ZM2 166V165H1ZM58 166V165H57ZM174 166V167H173ZM203 166H206L209 167L210 172H212L214 175H217L220 174V173H229L231 171H233V169H237L236 172H234L231 177H232V182L231 183H228L226 181V179L221 178H215V177H212L213 180L211 181L210 180V183L208 182L206 184V186H204V188H200L201 191L199 190V193L196 191L197 194H194L195 190L197 188H195V186H193V183L192 181L195 179V177L199 176L200 175V170L202 169L201 167ZM15 166H13L14 168ZM175 168V169H178L177 171H181L180 173L177 172L178 176H179V181H180V184L183 185L181 187H177V184H174V182H172V176L174 177V175H170L169 174V171L167 170L168 168ZM179 167V168H178ZM11 167V169H8V170H12L13 169ZM18 168V167H16ZM15 168V170H16ZM51 168V169H50ZM55 168V166H54ZM58 170H59V167H56ZM184 168V169H183ZM6 169V168H5ZM180 169V170H179ZM7 170V169H6ZM5 170V171H6ZM18 170V169H17ZM97 170V172L100 173V177L96 178L95 177V171ZM171 170V169H170ZM231 170V171H230ZM2 171V170H0ZM54 171V170H53ZM62 171V170H61ZM60 171V172H61ZM148 171H152L151 174L153 173L154 175L155 174H158V175H162V174H166L167 177H168V174H169V180L167 178V181L168 183L166 185H164V190L165 193H161L162 191H158L155 187L156 185L160 186L162 184H164L163 181L162 183L161 182H158V184H155L154 180H156L155 178L152 179V175L150 177V179L148 180L147 178V181L145 180L144 182L141 180V182L143 183H147V184H150V189L151 190H145V188H142V185L141 183L138 181V183H132L133 181L135 182V180L133 179V177L135 179H137V175H142L144 176V173L148 174ZM176 171V170H174ZM17 172V171H16ZM15 172V173H16ZM19 172V171H18ZM17 172V173H18ZM1 173V172H0ZM4 173V171H3ZM13 173V171H12ZM54 173V174H53ZM59 173V172H58ZM64 173V172H62ZM176 173V172H175ZM5 174H7V172H5ZM8 174H9V171H8ZM14 174V173H13ZM73 174V173H71ZM211 174V173H210ZM212 174V175H213ZM15 175V174H14ZM19 175H16L19 177ZM56 175V174H55ZM211 175V176H212ZM22 176V177H21ZM110 176L112 178H116L117 180V184H114L113 183V180H111V183H110V180H108L110 178ZM146 176V175H145ZM201 176V175H200ZM203 176V175H202ZM229 176V175H228ZM104 177H106L107 179L104 180ZM230 176L228 177L231 178ZM11 178V179H10ZM16 178V177H15ZM178 178V177H177ZM201 178V177H200ZM215 178V179H214ZM226 178V177H225ZM13 179V180H12ZM18 179V178H17ZM3 180V179H2ZM12 180V181H10ZM109 182H108V181ZM22 183H21V182ZM76 181V182H75ZM178 181V180H177ZM72 184H71V183ZM196 182V181H194ZM198 182V181H197ZM229 182H230V179H229ZM104 183H106L107 185H104ZM156 183H157V180H156ZM161 183V184H160ZM166 183V182H165ZM4 184V183H3ZM20 184V185H19ZM198 184V183H197ZM5 185V184H4ZM129 185H133L134 187L133 188H139L141 187L142 190L137 193L135 192H130V193H127L128 191V186ZM144 185V184H143ZM68 186H71V187H68ZM149 185H147L148 187ZM158 186V188H159ZM180 186V185H179ZM203 186V185H202ZM7 187V186H6ZM62 187V185H61ZM144 187V186H143ZM9 188V189H10ZM70 188V189H69ZM190 188V189H188ZM130 189V188H129ZM144 189V190H143ZM191 189H195V190H192ZM13 190V188H12ZM15 190V189H14ZM23 190V191H22ZM63 190H68V195L66 196H63ZM134 190V189H132ZM198 190V189H197ZM10 191V190H9ZM21 191V192H20ZM26 191V192H25ZM34 191H37V193L40 195V197H36L33 193ZM27 193L25 196H22V194ZM129 192V191H128ZM6 193V191L4 192ZM8 193V191H7ZM6 193V194H7ZM11 193V192H10ZM18 193V192H16ZM36 193V192H35ZM63 193V194H62ZM83 194V195H82ZM2 195V194H0ZM12 195V193H11ZM13 195H15V193H13ZM38 195V196H39ZM4 197H7L8 200L6 199L5 201H7L6 203L8 204L7 206H9L10 204V201L13 200V196L10 197L9 196H3L2 199H5ZM16 197V196H15ZM76 197V199L74 200V198ZM1 198V197H0ZM23 199V200H24ZM94 200V201H95ZM2 201V200H1ZM1 201H0V220H1V223L2 225L5 224L4 221H7V225L8 228H3L4 230L1 229L0 231V239L1 241H3V238L7 241H10V240H16V241H20L22 240V244L24 243V239L26 240L27 237H22V234L21 236L20 235V232L22 230H26V232L28 233V229H21L23 227L20 228V232H16V228H14V232L11 231V228L10 225H12L13 223H16V221L14 222L13 219H11V217L9 216V218H5L4 217V213L2 211H6L4 210V206L5 204H1ZM13 202H15L13 200ZM89 202V203H88ZM103 202L104 203H108L109 206H115V209H116V206L119 210H121L122 213L128 215V218L129 220H125V222H122V221H117L115 216V212L117 211H114L113 209H109V208H112L111 206L106 209L104 206H103ZM19 203V202H17ZM33 203V205L31 204ZM16 204V203H15ZM14 204V206H15ZM98 204V203H97ZM100 204V202H99ZM17 205V204H16ZM19 205H21L19 203ZM17 205V206H19ZM80 205V206H79ZM12 208V206H10ZM80 207V208H79ZM241 207L242 210H238V208ZM27 208V209H26ZM66 208H68V212L66 210ZM6 209V208H5ZM10 209V208H9ZM117 210V209H116ZM176 210H179L178 212H182V216L183 217H186V218H197L198 216L200 215H195L197 214V212H203L204 216H206L205 214H213L214 216H217L215 217L216 220L214 221H217V224H213L212 227L208 228L207 225L201 227H199V225H195V226H198V227H194L192 228L187 226V223L185 221H183L184 219L180 220V217H178L177 220L175 219H171V220H166L164 221V224H162L161 222V225H157L156 228H153L152 230L148 227V233L145 232V235H144V238H143V242L140 241V245L141 246L143 244L142 247H144L143 249H146L147 250L145 251L144 254H140V256L136 255L134 252L133 254H135L137 256V260L136 261H131V262H128V259L127 261L124 260L125 257L123 258V255H124V248H122V245L125 244L126 246H130L129 245V241H130V238L131 236H128V234L132 235L133 239H134V236H136V234H139L140 230L138 228V226L136 225L137 223L134 224V221H138V220H142V222L145 224L144 226H154L153 224L156 223V220L154 218H159L162 217V216H165V217H170L169 214L170 212L172 213V211H175ZM207 210V213H205V211ZM12 211V210H10ZM157 211V212H156ZM209 211V212H208ZM14 212V211H12ZM20 212V211H19ZM38 212V213H39ZM120 212V213H121ZM169 212V213H168ZM196 212V213H195ZM199 212V213H200ZM16 213V212H15ZM57 213V214H58ZM174 213V212H173ZM200 213V214H201ZM215 213L217 215H215ZM3 214V215H2ZM13 214V213H12ZM11 214V215H12ZM25 214H23V217L25 216ZM35 214V213H33ZM40 214V213H39ZM48 214V213H46ZM53 214V213H52ZM85 214V215H86ZM36 215V214H35ZM34 215V216H35ZM49 215V214H48ZM55 215V214H54ZM72 215V213L70 214V216ZM178 215V214H177ZM212 215V216H213ZM220 215V216H219ZM15 216V215H14ZM18 216V215H17ZM22 216V214H21ZM22 217V218H23ZM36 217V216H35ZM38 217V216H37ZM49 217V216H48ZM62 217V216H61ZM72 217V216H71ZM75 217V216H74ZM202 217V216H201ZM200 217V218H201ZM211 216H209L210 218ZM257 217V218H256ZM52 218V216H51ZM69 218V215L68 217ZM174 218V217H173ZM176 218V217H175ZM199 218V217H198ZM205 218V217H204ZM256 220H255V219ZM18 219V218H17ZM58 219V218H57ZM71 219V218H69ZM68 219V220H69ZM77 219V218H76ZM80 219V218H78ZM157 219V221L159 220ZM54 220V218L52 219ZM186 220V219H185ZM205 220V219H204ZM251 220V221H250ZM261 222L264 221V219H260ZM36 221V220H35ZM50 221V220H49ZM74 221V219L72 220ZM83 221V220H82ZM187 221V220H186ZM210 221V220H209ZM18 222V221H17ZM26 222V221H25ZM38 222V221H37ZM71 222V221H70ZM75 222V221H74ZM79 222V221H78ZM76 222V223H78ZM86 222V221H85ZM245 222V223H244ZM65 223V222H64ZM73 223V222H72ZM72 223H69V225H72ZM76 223H73V224H76ZM189 223V222H188ZM264 223V222H263ZM50 224V223H49ZM86 224V223H85ZM84 224V225H85ZM103 224V223H102ZM107 224V225H108ZM207 224V223H206ZM245 225V230H241V231H237V227H241V225ZM6 225V226H7ZM60 225V223H59ZM63 225V223L61 224ZM60 225V226H61ZM76 225H79V224H76ZM83 226V223L81 224ZM88 225V224H87ZM106 225V224H104ZM209 225V224H208ZM240 225V226H239ZM242 225V226H243ZM5 226V227H6ZM14 226V224H13ZM18 226V224H17ZM23 226V225H22ZM26 226V225H25ZM53 226V225H52ZM67 225L64 224V227H66ZM80 226V225H79ZM78 226V227H79ZM81 226V227H82ZM102 226V225H101ZM141 226V224H140ZM142 226V228L144 227ZM264 226V225H263ZM20 227V226H19ZM67 227H71L72 229V226H67ZM76 227V226H75ZM77 227V228H78ZM99 227V226H98ZM107 227V226H105ZM109 227V226H108ZM244 227V226H243ZM29 228V227H27ZM50 228V227H49ZM54 228V227H53ZM141 228V227H140ZM146 228V227H145ZM242 228V227H241ZM264 228V227H263ZM36 229V228H35ZM38 229V228H37ZM42 229V228H41ZM40 229V230H41ZM59 229V228H58ZM61 229V228H60ZM63 229V227H62ZM70 229V230H71ZM83 229V228H82ZM144 229V228H143ZM237 229V230H235ZM28 230V231H27ZM34 230V229H33ZM44 230V229H43ZM74 230V229H73ZM92 230V229H91ZM147 230V228H146ZM18 231V229H17ZM32 231V230H31ZM30 231V232H31ZM37 232H39V230H36ZM46 231V230H45ZM51 231V230H50ZM53 231V230H52ZM75 231V230H74ZM79 231V230H78ZM97 231V230H95ZM104 231V230H103ZM109 231V230H108ZM16 232V233H15ZM100 232V231H99ZM141 232H143L144 234V231L141 230ZM25 236V232H22ZM36 232H33V235L35 234ZM54 233V231H53ZM81 233V232H80ZM83 233V232H82ZM85 233V232H84ZM98 233V231H97ZM96 233V235H97ZM40 234H41V231H40ZM46 234H49L50 235V238H48L49 236L46 235ZM57 234V233H56ZM113 234V235H112ZM29 236V233L27 234ZM92 235V236H91ZM141 236L142 233L140 234ZM31 236V235H30ZM37 236V235H36ZM118 237L119 240L118 241H115L113 237ZM34 237V236H33ZM43 237V236H42ZM103 237V239H102ZM31 238V237H30ZM98 238V240H97ZM220 238V239H219ZM29 239V238H28ZM33 241L37 240L35 238H31ZM40 239V240H39ZM55 239V240H54ZM101 239V240H100ZM136 239V238H135ZM134 239V240H135ZM218 239V240H217ZM4 240V241H5ZM58 240V241H59ZM122 240V241H121ZM124 240V241H123ZM225 241L223 243H221L222 241ZM16 241H13V245H20L21 243L18 241V243H14ZM42 241V242H41ZM60 241V242H61ZM139 241V240H137ZM29 244L30 242L27 241ZM26 242V243H27ZM57 242V243H56ZM59 242V243H60ZM66 242V243H65ZM103 242V243H104ZM5 243V242H4ZM24 243V247H25V244ZM32 243V241H31ZM136 243V242H135ZM11 244V245H12ZM43 244V245H41ZM54 244V245H53ZM4 244L2 243L1 246H3ZM6 245V244H5ZM10 245V246H11ZM27 245V244H26ZM35 245V244H34ZM133 245V244H132ZM0 246V247H1ZM8 246V245H6ZM9 246V247H10ZM21 246V245H20ZM22 246V247H23ZM32 246V245H31ZM68 246V245H67ZM73 246V245H72ZM99 246V244H98ZM102 246V245H101ZM124 246V245H123ZM240 249H239V247ZM8 247V248H9ZM12 247V246H11ZM10 247V248H11ZM24 247L22 249L20 247H15L14 246V250L18 251L20 253V250H21V253L24 252ZM27 247V246H26ZM69 247V246H68ZM131 247V246H130ZM238 247L239 250H236ZM3 249V247H1ZM9 248V249H10ZM17 248H20L17 249ZM30 248V247H29ZM28 248V249H29ZM135 248V247H134ZM4 249H7L4 247ZM91 249V248H90ZM89 249V250H90ZM130 249V248H129ZM11 250H13L11 248ZM10 250V251H11ZM80 250V249H79ZM92 250V249H91ZM99 250V248H98ZM101 250V249H100ZM104 248H103V251L105 252ZM134 250V249H133ZM137 250V249H136ZM7 251V250H6ZM8 251L10 254L12 253H15V251H12L10 252ZM62 251V252H61ZM140 251V250H139ZM138 251V252H139ZM144 251V250H143ZM3 252V251H2ZM73 252V251H72ZM80 252V251H79ZM101 252V251H100ZM128 252V251H127ZM132 252V251H131ZM137 252V253H138ZM5 253V252H4ZM8 253V254H9ZM19 253L15 254L18 258L21 257V263H22V260H23V263L28 260L26 257V260L24 258L25 254L23 255H20ZM86 253H90V251L88 252L87 249L86 251L83 250V253L82 254H86ZM99 253V252H98ZM129 253V252H128ZM7 254V252H6ZM9 254V255H10ZM8 255V256H9ZM73 255V254H72ZM89 255V254H88ZM90 255H92L90 253ZM131 255V254H130ZM150 256L149 258L151 259L152 257V261L150 263V261H148L146 259V256ZM7 256L8 260H14L12 257H16L14 256V254H12V259H10L9 257ZM87 256V254L85 255ZM15 258V259H18V258ZM23 258V259H22ZM4 259H6V257H4ZM37 259L39 260H44V261H37ZM146 259V260H145ZM7 260V261H8ZM20 260V259H19ZM18 260V261H19ZM135 260V259H134ZM29 263L31 262L30 260H28ZM74 262V263H73ZM10 263V262H9ZM8 263V264H9ZM22 263V264H23ZM27 263V261L25 262ZM31 263V264H32Z\"/></svg>",
    "mask_w": 264,
    "mask_h": 264
}]
</instances>
